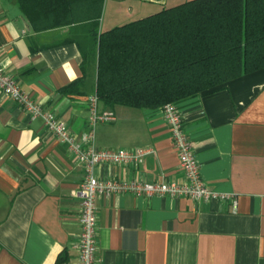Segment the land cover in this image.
<instances>
[{"label":"crops","instance_id":"crops-1","mask_svg":"<svg viewBox=\"0 0 264 264\" xmlns=\"http://www.w3.org/2000/svg\"><path fill=\"white\" fill-rule=\"evenodd\" d=\"M192 0H104L100 31ZM16 0H0V65L75 135L89 129L88 99L62 90L82 76L69 26L36 32ZM83 8L77 15L85 14ZM205 185L236 204L132 193L97 197L95 264H264V69L178 104ZM94 129L99 150L150 149L137 169L100 163L99 180L182 182L161 109L108 108ZM0 92V264H76L77 190L83 168L42 121Z\"/></svg>","mask_w":264,"mask_h":264},{"label":"trees","instance_id":"trees-1","mask_svg":"<svg viewBox=\"0 0 264 264\" xmlns=\"http://www.w3.org/2000/svg\"><path fill=\"white\" fill-rule=\"evenodd\" d=\"M16 1L36 32L69 26L82 76L62 93L84 94L93 70L108 108L161 109L264 69V0H192L104 32V0Z\"/></svg>","mask_w":264,"mask_h":264},{"label":"built area","instance_id":"built-area-1","mask_svg":"<svg viewBox=\"0 0 264 264\" xmlns=\"http://www.w3.org/2000/svg\"><path fill=\"white\" fill-rule=\"evenodd\" d=\"M0 92L13 100L28 116V121H42L45 129L64 145L83 168V179L77 190L80 200V235L78 241V259L76 264H95L96 254V210L97 197H109L116 194L132 193L138 197L161 196L169 198H189L194 203L218 200L236 204L233 195L219 193L208 188L202 180L199 164L194 155L192 142L188 138L182 112L178 104H166L161 108L164 120L169 127L172 146L178 158V166L183 175L182 182L163 181L145 183L138 179L129 182L114 179L99 180L94 174L100 163L130 166L137 169L150 149L135 150H99L94 142V129L99 123L115 120L113 112H99L100 104L96 95L88 99L89 129L75 135L65 128L62 120L52 112L44 110L40 103L32 99L22 90L18 82L0 65Z\"/></svg>","mask_w":264,"mask_h":264},{"label":"rangeland","instance_id":"rangeland-1","mask_svg":"<svg viewBox=\"0 0 264 264\" xmlns=\"http://www.w3.org/2000/svg\"><path fill=\"white\" fill-rule=\"evenodd\" d=\"M179 104V103H178Z\"/></svg>","mask_w":264,"mask_h":264}]
</instances>
